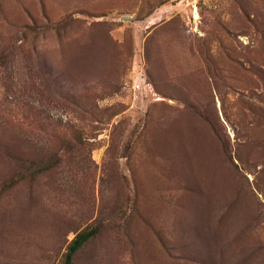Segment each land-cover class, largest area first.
<instances>
[{
  "label": "rangeland",
  "instance_id": "1",
  "mask_svg": "<svg viewBox=\"0 0 264 264\" xmlns=\"http://www.w3.org/2000/svg\"><path fill=\"white\" fill-rule=\"evenodd\" d=\"M262 113L264 0H0V264H264Z\"/></svg>",
  "mask_w": 264,
  "mask_h": 264
},
{
  "label": "trees",
  "instance_id": "2",
  "mask_svg": "<svg viewBox=\"0 0 264 264\" xmlns=\"http://www.w3.org/2000/svg\"><path fill=\"white\" fill-rule=\"evenodd\" d=\"M250 111L254 112V108L249 104L247 105ZM264 119V113H262ZM41 171H44V165L40 168L35 169L32 174H37ZM103 225L98 223L90 224L86 226L83 230L75 235L67 247V252L64 256L62 264H71V261L74 255L81 249L83 246L94 238L102 229Z\"/></svg>",
  "mask_w": 264,
  "mask_h": 264
}]
</instances>
